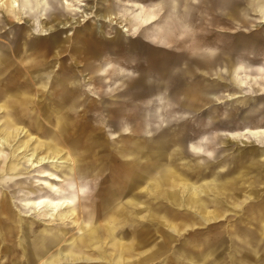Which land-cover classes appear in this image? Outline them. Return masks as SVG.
Instances as JSON below:
<instances>
[{
  "label": "rangeland",
  "instance_id": "1",
  "mask_svg": "<svg viewBox=\"0 0 264 264\" xmlns=\"http://www.w3.org/2000/svg\"><path fill=\"white\" fill-rule=\"evenodd\" d=\"M61 1L63 0H30V4H28L25 0H20V11L12 8L9 2L0 4V22L4 25L1 26L0 24L2 27V31H0V48L4 51V59H6L5 62L7 63L4 62L2 65L3 71L0 70V135L3 136L10 129L18 130L21 133L18 138L14 135L12 138L14 140L11 139L12 145L0 144V171L2 170L0 172V201L2 199L5 200L9 211L21 218L24 223H34L36 226L35 231H39L48 224L50 227L54 224L52 228L60 230L61 226L56 224L57 222H62L61 213L72 215L75 209L77 214L81 216L82 213L86 215L89 210L88 205L81 210V208L73 209V206L68 203L69 205L64 210L58 211L53 217H42V214H50L52 212L44 208L39 211L30 205H25L27 202L34 203L43 199L52 200L54 197L63 194L59 190V178L55 179L54 176L57 177L60 173L59 171L66 169L69 164H66V160L62 159L64 164L57 165L58 168L53 165L33 168L27 160L29 158L28 154L34 149L40 153L39 155L48 154V149L43 144L46 146L49 141H47V136L43 135L42 132L45 129L55 133L54 131L57 129L55 126L56 115L54 114H50L53 122L52 126L40 127V123L41 119L47 116V113L46 116H44L43 112L41 113V111H44L42 110L43 72L47 70L50 74L47 82H51L49 85V98L52 101V99L57 98L54 92L57 91L59 86V79L57 78L59 62L77 64L72 67L71 74H69V69H65L66 76L96 75V72L104 63H111L110 69L112 70L115 69L121 74H128L123 80L114 71L107 76L108 84L115 86V83L119 82L117 87L122 85V83L124 85V88L117 89L115 93H112L113 95L110 96L109 101L107 100V103L112 102L114 103L113 105L110 104L108 107L97 103L91 105L92 107H87L88 110L97 107L100 124L97 149L93 153L98 156L106 153L108 158L113 155L117 158V161L109 160L106 164L98 166V174L85 176V171L89 172L87 166L89 158L83 159L80 156L88 152L84 154L79 152L88 151V148L83 149V147L88 145L82 141L84 137H78L75 140L71 136L73 134L69 133L71 139L66 141V131L62 129L61 133H58L57 140L60 143V148L63 149L66 155L70 156L71 163L69 166L74 171L78 167L84 175L81 182L88 184L89 193L81 197L83 203L90 202L89 199H94L95 197L97 202L100 203L102 199L100 200L95 195L98 192L101 196L105 195L107 199H111L110 202L113 199L121 198L120 193H125L122 187L124 182L121 178L122 165L116 153L117 151H119V154L121 151L131 153L133 151L132 141L134 137L140 138L141 142V156L144 159L141 164V170L153 173L166 166L172 158H174L173 161H176L177 158L174 155L177 146L184 149L187 141H194L195 137L202 133L203 130L206 134L209 133L214 137H221L215 131L224 130L226 133L240 131L245 125L264 129V96L257 95L253 90L250 91V86L252 85L254 88L257 84L264 86V41L258 40V43L257 40L252 38L264 36V0H81L80 8L82 12L80 15L92 12L93 16L86 21H80V25L78 23L75 24L77 27L72 29L70 27L74 24H71V19L74 15H77V13H73L72 8L79 4H75L74 0H67L72 8L62 9L59 8V2ZM128 2H137L145 6L157 2L164 4L166 8L164 14H172L171 22L174 23L176 21L177 24L179 23L186 27L185 30H178L177 27L174 31L179 36V39L182 40L176 39L174 35L167 48H153L151 47L153 45L146 43L144 39L139 38L135 41L129 39L124 43L121 41L122 49L117 51V47L113 45L111 40L114 39L116 31H120L119 25L110 26L100 21L96 16H104L105 14L103 13H105L107 7L119 12L127 6L126 3ZM133 9L135 10L136 8ZM45 10H47L46 16L43 13ZM122 17L123 22L127 23V26L128 23L138 22L137 18H130L129 15ZM59 18L62 25L66 23L65 28L69 29H59L57 31ZM74 19V21H78L81 18L76 16ZM161 19L163 21L162 17ZM97 24L101 26V30L104 31L103 36L109 38L108 40L98 36H87L81 31L86 27H94ZM124 31L126 30L124 29ZM74 32V36H68ZM146 32L148 33L149 30L147 29ZM43 34H49L50 38H42ZM185 35L187 38H182ZM139 44L145 45L150 52L143 51ZM150 48L156 51L151 53ZM142 56L145 60H142ZM174 56L176 57L171 58ZM43 60H45V66L41 67ZM160 63H165L166 68L172 67L175 71L173 73L169 72V74L158 71L157 77L150 79L153 81V83H150V87L149 84L147 86L141 84L143 91L140 90L139 93L130 94V87L131 85L134 86L133 84L136 80H139L138 74L143 72L142 69L154 65L158 70L161 66ZM26 67H29V69H25ZM204 72L212 73L215 76V81L219 80L218 82L223 84L222 86L227 87L225 88L227 100H229V95H241L233 102L217 105L218 109L216 112L213 111L217 119L206 120L208 124L206 128L200 126L199 122L201 119L205 120V116L214 105L208 108L206 106L208 104L207 94L210 91V78ZM238 77H243L249 85H252L242 89L239 86ZM249 78H253L254 81H249ZM155 80L164 81L162 84H156ZM166 83L170 85H165ZM62 84L64 85L63 82ZM68 87L72 89V85ZM223 89L217 88L219 98L224 95ZM241 91L246 92V94H242ZM25 92L27 93L28 102L20 106L18 101L23 99L22 94H25ZM194 92L203 100L202 102L193 103L195 107L201 106L202 103V107L197 109L196 112L190 105V97ZM153 94L158 97L156 103L150 106L140 105L138 111L134 106H131L130 102L134 101L136 97L140 98L138 102H143L146 97ZM67 95L70 99H74L76 96L72 91L71 95ZM47 98L48 96L46 95V100ZM116 98L125 102L118 103L114 101ZM11 101L16 104L14 108L10 106ZM52 106L54 105L51 104ZM159 107L162 108L161 113L167 117L174 114V111L179 108L192 111L193 114L185 116L183 120L153 125V119L156 116L155 112H157V115L161 114L157 110ZM67 108H73V106H68ZM89 120H91L90 117ZM47 123L48 119L45 125ZM104 123H108V125L111 123V125L117 126V129L116 127L113 128V126H110L109 129L112 133H116V137L108 135V127L101 126ZM121 128L127 129L129 134L120 132ZM178 129L180 131L178 136L183 138V141H178L175 144V141L172 140V135H174L173 131ZM69 130L72 131L74 129L71 126ZM168 139L173 142L169 147L167 143L166 145L161 144L162 141ZM74 140L76 143L73 142ZM78 140H81L80 143H77ZM167 142L169 144V141ZM25 144H27V148L20 152L19 149ZM232 144L231 150L228 151H225L223 146L215 147L216 151L212 157L218 158L220 156V158L229 160L232 156L257 148L250 144L244 145V143L234 142ZM50 154L52 155V153ZM258 161L259 164H264V160L259 159ZM177 163L179 166L186 165L182 160L177 161ZM227 168H233V165L228 164ZM124 170L129 172L130 176L132 163L131 168L124 167ZM71 180L78 182L75 172L71 173ZM94 188L97 189V192ZM256 188L260 191V194L264 195V186ZM245 206L247 204L243 208ZM70 218L73 217L70 216ZM235 218L233 217V219ZM0 220L3 222L7 221L1 216ZM63 222L70 225V227L73 226L71 219ZM232 225L233 222L225 223L226 228H231ZM147 226L146 223L141 226V230L138 233L139 238L134 246L136 251H144L148 247L145 242H147V245H160L162 243L161 238H165L167 235L164 227L158 226L159 232H155L152 229L147 231ZM70 227L65 228L69 239L77 235L76 229ZM178 228L181 229L182 226L179 225ZM218 236L207 233V230H197L187 235L178 236L176 237L177 242L172 254H162L149 264H164V262L165 264L185 263L184 258L180 257L177 262L175 257L178 253L177 249L184 247L186 241L192 244L194 240L195 246L214 250L218 247L217 241L219 238L216 239ZM222 239L226 240L225 246L229 248V252L232 251V236L226 238L224 236ZM15 240L17 241V239ZM220 255L222 256L219 262L217 260L218 256L215 254L205 264H233L232 252ZM4 260L2 259V262ZM261 262H264V259H261Z\"/></svg>",
  "mask_w": 264,
  "mask_h": 264
},
{
  "label": "crops",
  "instance_id": "2",
  "mask_svg": "<svg viewBox=\"0 0 264 264\" xmlns=\"http://www.w3.org/2000/svg\"><path fill=\"white\" fill-rule=\"evenodd\" d=\"M28 4H30V2ZM152 4H154V11L157 14V19L151 23L141 19L140 14L139 18L137 17L138 22L128 23V26L127 23L123 22V18H119L123 26L104 19H100V21L107 23L110 26L119 25L120 31H116V35L113 41H111L114 46L117 45V51L122 49V46L120 45L121 41L124 43L129 39H144L146 43H150L151 45L158 48H167L170 45L174 35L176 39L182 40L179 39V36H177L174 31L177 27L178 30H185L186 27L179 23L177 24L176 21L174 23L171 22L173 18L171 17L172 14H164V10L166 9L164 4H161V2ZM105 10V13H103L105 16L113 15L121 17L126 15L125 9L115 12L114 10L107 7ZM43 13L47 14V10H45ZM138 13H140V11ZM161 17L163 18V21H161ZM0 24L1 26L3 25L2 22H0ZM64 24L66 25V23ZM80 24L81 23L78 25ZM61 25V19L59 18L57 31L59 29H68L65 28V25L62 28ZM1 26L0 31H2ZM44 26L45 25L43 23V27ZM126 26L129 30L124 31ZM145 26H149V28ZM76 27L77 26L74 24L70 28L72 29ZM147 29L149 30L148 33L146 32ZM81 31L87 36H98L102 39H109L103 36L104 31L101 30V26L98 24L94 27H86ZM75 32L69 34L68 36H74ZM116 37L119 38L120 41L119 39L117 40ZM185 37L187 38L186 35L182 38ZM42 38L48 39L50 38V35L43 34ZM54 40L57 41L55 38ZM140 48L143 51L150 52L143 44ZM4 56V51L0 48V70L2 71V65L6 60L4 59ZM142 60H145L143 56ZM44 62L45 60L42 61L41 67L45 66ZM110 64L111 63H104V65L101 66L102 68L100 67V70L96 72V75H86L88 76L86 78L85 75H79L78 77L64 75L66 74V68L69 69V74H71L72 67H75L77 64H73L72 62L69 64H66L65 62H59V73L57 74L59 86L57 87V91L54 92V94L57 95V98H55L56 101L55 99H52L51 101L49 98L50 83L47 82V80H49L50 74L47 70L43 72L42 86L44 91L42 93V110L44 111H41V113L43 112L44 116H46L47 113V116L46 118L44 117L45 119H41L40 127L53 125L50 114L56 115L55 126H57V129L54 131L55 133L44 129L42 133L43 135L47 136V141H49V143H47L46 146L45 144L43 145L49 150L48 153H52V155L53 151L50 148H52V145H56L58 148V157L66 160V164L69 163L65 170L59 171L60 173L57 176L59 178L58 181H60L59 190L62 191L63 194L59 195L58 197H54L52 200L67 201L73 206V208H81V210L83 207H87L88 205L89 210L86 215L82 213L81 216L77 214V210L75 211V209L74 214L72 215L66 213L69 215V217H73L69 218L73 222L72 225H74L75 222V225L71 227H74L77 232L76 237L69 239L67 238L68 232L65 228H69L70 225L64 224L63 222L66 220H62L60 223L57 222L56 225L61 226L60 230L52 228L54 224L51 227H49L48 224L39 231H35L36 226L34 223H24L21 218L15 216L9 211L6 201L2 199L0 201V207H2V209H0V216L5 218L7 221L3 222L0 220V264H49L50 262V264H64L63 256L66 254L73 255L75 258H80L79 260H74V262L68 264H130L131 262V264H149L159 258L161 256L159 254L161 253L172 254V250L175 248V243L177 242L176 237L187 235L188 233L196 232L197 230H207V233L209 234L221 236L216 238H219V240L221 239L220 241H217L218 247L214 250H207L204 247H202V249L201 247L195 246L193 242L194 240L192 241V239V244L190 241V243L186 241V245L184 247L178 249L176 248L178 253L175 250L177 253L175 257L177 262L179 261L180 257L184 258L185 260V263L178 262V264H205L208 259L212 258L211 256H215V254H217V260L219 262L222 256L220 254H228L231 252L233 254V264H264V262H261V259H264V257L261 258V256H264V195H262V193L260 194V191H258L256 188L258 186H264V164L258 163L259 159L264 160V140L257 141L253 138H232L227 135L229 132L226 133L224 130L215 131L219 133L218 135L221 137H214L212 134H206V132L203 130L202 133H199L197 137H195L196 139L194 141H187L184 149L177 146V150L175 151L174 155L177 158L176 161H173L174 158H172V160L169 161L166 166L161 168L159 171L148 173L141 170V164L144 162V159L141 156V142L139 140L140 138L134 137L132 141L134 142L132 145L133 151L131 153H125L124 151H121L120 154L119 151L116 153L119 158L121 157L119 161L122 165L121 178L122 181L124 180L122 187L125 193H120L121 198L119 197L117 199H113L112 202H110L111 199H107L105 195L101 196L98 194V192L95 195H97L100 200L102 199L100 203L97 202L96 197L94 199H89L90 202H82L81 197H84L89 193L88 184L81 182V179L84 177V175L82 174V171L78 169V167L74 171V169L69 166L71 163V160L69 159L70 156L66 155L63 149L60 148V143L57 140V137L58 133H61L62 129L66 131V141H69L71 136H73L74 139H77L78 137H84L82 141L88 145L83 147V149L88 148V151L79 152L80 154L88 152L87 154L80 156V158L83 159L89 158V162L87 164L89 172L85 171V176L98 174V166L103 165L104 163L106 164L107 161L109 162V160L117 161V158L113 155L108 158L106 153H103L104 155L101 154L100 156L93 153L97 149L98 130L100 124L98 120L97 107L94 109L90 108V110L87 109V107H92L91 105H95L97 103L108 107L110 104L113 105L114 103L112 102L107 103V100L109 101L110 96L113 95L112 93H115L117 89H121L122 86H124L122 83V86L119 85L117 87L119 82L115 83V86H112V84H107V76L110 74V72L114 71L121 80L126 78L128 75L125 73L121 74L115 69H110ZM25 69H29V67H26ZM142 70L145 72V78L136 82L142 85L145 84V86L149 84L150 87V83H153V81L150 79L156 78L159 73L157 67L154 65L147 66V68ZM204 74L210 78L209 86H212L209 88L210 91L207 94L208 104L206 106L208 108L214 105L211 107L210 112H208L205 116V120L201 119L199 122L200 126L206 128L208 125L206 120L212 121L217 119V116L214 114V112H216L218 109L217 105H224L237 99L227 100L225 91L226 87L222 86L223 84L219 83V80L215 81V76L212 73L204 72ZM71 85L72 89L68 87ZM215 86L216 88H214ZM217 88H224V95H222L221 98H219V91ZM71 91L76 95L74 99L68 98L67 94L71 95ZM45 95L48 96L47 100ZM235 95L237 94H233L232 96ZM22 97L23 99L18 101L20 106H23L25 102H28L26 92L25 94H22ZM138 99L140 98L136 97L134 101L130 102L131 106H134L137 111L139 110L140 105L150 106L156 103L158 97L156 94H153L152 96L150 95L146 97L143 102H138ZM116 100L114 101L121 103V101H119L120 99L116 98ZM190 101V105L193 107L195 112L197 109L202 107V103L201 106H193V103L203 101L197 93L194 92V94L191 95ZM122 102L125 101L122 100ZM51 104L54 106L51 107ZM15 105L16 104L11 101V108H14ZM68 106H73V108H67ZM161 109V107L157 109L158 113L159 111L161 113ZM155 114L156 116L153 119V125L183 120L185 116H190L193 114V112L187 109L179 108L174 111V114H171L168 117L162 113L157 115V112H155ZM89 117L91 120H89ZM47 119L48 123L45 125ZM71 126L74 129L72 131L69 130ZM101 126H107L108 135L111 137H116V133H112L111 130H109L110 127L108 123L101 124ZM244 128L252 127L245 125L240 129V131H242ZM240 131H230V133H237ZM120 132L123 134H129L127 129L124 128H121ZM69 133L73 135L70 136ZM172 137V140L175 141V144H177L178 141H183V138H176L175 135H172ZM75 140L73 141L74 143H76ZM172 140L170 141V139H168L162 141L161 144L166 145L167 143V146L169 147L171 143H173ZM80 141L81 140H78L77 143H80ZM167 141H169V144ZM234 142L241 144L244 143V145H254V147L257 148L240 153L237 156H232V158L229 160L227 158H220V156L218 158L212 157L216 151L215 147L223 146L225 147V151H228L231 150L230 147L233 146L232 143ZM260 153L262 154L260 155ZM246 154L247 156H245ZM180 159L186 163L185 166L178 165L177 161H181ZM210 159L212 160L210 161ZM131 163L132 173L129 176V172L124 170V167L131 168ZM228 164L233 165V168H226L228 167ZM76 170H78V172ZM72 172H77L78 182L71 180ZM256 184L258 185L256 186ZM94 189L97 192V189ZM245 204H247V206L243 208ZM3 208H5V210H3ZM233 217L236 218L233 219ZM226 222H233L231 228L225 227ZM144 223L148 225L146 228L147 231L152 229L155 230V232H159L158 226H160L165 228L167 235L165 238H161L162 243L158 246H154L152 244L147 245V242H145L146 246L148 247H146L144 251L139 252L135 250L134 246L137 239L139 238L138 233L141 230V226ZM179 225L182 226L183 229H179ZM224 236L225 238L232 236L233 249L230 252L229 248L225 246L226 240L222 239ZM15 239H17V241ZM150 254H152V256ZM82 258H88L91 260L90 262H87ZM193 258H197L198 260ZM2 259H5L4 262H2Z\"/></svg>",
  "mask_w": 264,
  "mask_h": 264
},
{
  "label": "bare ground",
  "instance_id": "3",
  "mask_svg": "<svg viewBox=\"0 0 264 264\" xmlns=\"http://www.w3.org/2000/svg\"><path fill=\"white\" fill-rule=\"evenodd\" d=\"M75 1V4H79V5H77L76 7H73L72 8V6L69 4V2L66 0H63V1H61V2H59V8H62V9H66V8H69V7H71L72 9H73V13H77V15H74L73 16V18L71 19V24H79V22L80 21H86L87 19H89V18H91L92 16H93V14H92V12L91 13H88V14H83V15H80V13L82 12V10H81V8H80V6H81V0H74ZM6 2H9L10 4H11V7L12 8H14L16 11H20L21 9H20V0H0V4L2 5L3 3H6ZM25 2L26 3H29L30 2V0H25ZM127 4V6H125L124 7V9H125V13H126V15H129L130 16V18H139V14H140V16H141V19H144L146 22H148V23H151V22H154L156 19H157V14L155 13V11H154V4H150V5H147V6H145V5H142V4H140V3H137V2H128V3H126ZM259 4V3H258ZM46 6V5H45ZM133 8H136L135 10L133 9ZM251 9V8H250ZM253 9V8H252ZM140 11V13H138ZM39 12V11H38ZM9 13V12H8ZM6 15V14H5ZM45 16H46V14H45ZM76 16H79L81 19L80 20H78V21H74L75 19V17ZM6 17V16H5ZM96 17H98L99 19H104V20H107V21H110V22H113V23H116V24H119V25H121V26H123V24H121V22L119 21V18L121 19V18H123L122 16L120 17V16H113V15H104V16H96ZM7 18V17H6ZM46 18V17H45ZM34 20V19H33ZM130 20V19H129ZM36 21H37V19H36ZM128 21V20H127ZM14 22V21H13ZM154 24V23H153ZM9 25V24H8ZM65 24H63L62 26H64ZM2 26H4V25H2ZM29 26V25H28ZM150 26V25H149ZM119 27V26H118ZM145 27H147V26H145ZM35 28V27H34ZM88 28V27H87ZM69 29V28H68ZM125 30H127L126 28H124ZM98 30V29H97ZM26 33V32H25ZM122 34V33H121ZM125 34V33H124ZM120 35V34H119ZM127 35V34H126ZM130 36V35H129ZM152 36H154V35H152ZM103 37V36H102ZM115 37V36H114ZM158 37V36H157ZM117 38V37H116ZM135 38V37H134ZM119 38H117V40H118ZM122 39V38H121ZM154 39H155V37H154ZM116 40V41H117ZM159 40V39H158ZM111 41H113V40H111ZM119 41H120V39H119ZM117 44H119V43H117ZM117 46V45H116ZM2 49V48H1ZM102 68V67H101ZM43 70V69H42ZM100 70V69H99ZM22 71V70H21ZM63 73V72H62ZM65 73V72H64ZM35 75V74H34ZM65 75V74H64ZM49 76V75H48ZM30 78V77H29ZM57 78H58V76H57ZM148 78V77H147ZM238 83H239V86L242 88V89H245L246 87H248V86H250V85H252V84H250L249 85V83L247 82V80L246 79H243V77H238ZM105 81V80H104ZM249 81H254V79L253 78H249ZM36 82V81H35ZM215 82V81H214ZM256 82V81H255ZM257 82H258V78H257ZM51 83V82H50ZM67 83V82H66ZM102 83V82H101ZM232 83V82H231ZM98 84V83H97ZM108 84V83H107ZM217 84V83H216ZM103 85V84H102ZM122 86V85H121ZM144 86H145V84H144ZM123 87V86H122ZM210 87H212V86H210ZM209 87V88H210ZM218 87V86H217ZM232 87V86H231ZM99 88V87H98ZM214 88H216V86L214 87ZM227 88V87H226ZM256 88V89H255ZM253 87V85L252 86H250V91H252L253 90V92H256V94L257 95H259V96H264V86H262L261 84H257V86L256 87ZM101 89V88H100ZM40 90V89H39ZM212 90V89H211ZM48 91V90H47ZM207 92V91H206ZM242 92V91H241ZM40 93V92H39ZM41 94V93H40ZM242 94H246V92H242ZM46 96V95H45ZM155 96V95H154ZM241 95H235V96H229V99L230 100H234V99H237L238 97H240ZM244 96V95H243ZM55 97V96H54ZM57 97V96H56ZM206 97V96H205ZM39 98V97H38ZM225 98V97H224ZM68 99V98H67ZM98 99V98H97ZM117 101V100H116ZM48 102H49V100H48ZM122 102V101H121ZM208 102V101H207ZM225 102V101H224ZM105 103V102H104ZM142 104V103H141ZM84 105V104H83ZM82 105V106H83ZM62 106V105H61ZM64 106V105H63ZM140 109V108H139ZM8 112V111H7ZM59 118V117H58ZM160 119V118H159ZM45 122V121H44ZM60 126V125H59ZM56 128H57V126H56ZM57 131V130H56ZM58 132V131H57ZM20 132L18 131V130H8L7 132H5L4 134H3V136L2 135H0V144H6V145H12V142H11V139L14 137V135L18 138V137H20L21 136V133L19 134ZM57 135V134H56ZM227 135H229L230 137H232V138H238V139H246V138H253V139H256L257 141L258 140H264V138H262V137H264V129H252V128H244L242 131H240V132H237V133H228ZM12 140H14V139H12ZM139 141V140H138ZM28 142H30V141H28ZM9 143H11V144H9ZM134 143V142H133ZM248 143V142H247ZM140 145V144H139ZM216 145V144H215ZM136 146V145H135ZM254 146V145H253ZM25 148H27V144H25L24 146H22L20 149H19V151L20 152H22ZM52 151H53V155H49V153L48 154H41V155H39L40 153L39 152H37L35 149L34 150H32L31 151V153L30 154H28V161H29V163L31 164V166L33 167V168H41L43 165H53L55 168H58V166L57 165H61V164H64V161L61 159V158H59L58 156H59V154H58V148H57V146L56 145H52V148H50ZM253 150V149H252ZM49 151V150H48ZM261 152V151H260ZM262 153H260V155H261ZM61 155V154H60ZM122 155V154H121ZM27 156V155H26ZM245 156H247V154L245 155ZM63 157V156H62ZM251 157V156H250ZM121 158V157H120ZM119 158V159H120ZM260 158V157H259ZM258 159V158H257ZM121 160H123V159H121ZM179 160V159H178ZM181 160V159H180ZM126 161V160H125ZM137 161V160H136ZM71 162V161H70ZM239 162H240V160H239ZM234 163V162H233ZM236 163V162H235ZM245 163V162H244ZM232 164V163H231ZM3 166V165H2ZM224 168V167H223ZM227 168V167H226ZM173 169V168H172ZM214 169V168H213ZM212 169V170H213ZM222 169V168H221ZM254 169V168H253ZM168 170V169H167ZM174 170V169H173ZM215 170V169H214ZM256 170V169H255ZM2 171V170H1ZM0 171V172H1ZM77 172H78V170H76ZM172 171V170H171ZM218 171V170H217ZM77 172H76V174H77ZM81 173V172H80ZM225 176V175H224ZM55 177V179L57 178L58 179V177H56V176H54ZM211 179V178H210ZM229 179V178H228ZM249 179V178H248ZM123 182H124V180H123ZM190 182V181H189ZM224 182V181H223ZM231 182V181H230ZM169 183V182H168ZM76 184V183H75ZM126 184H127V182H126ZM126 184H125V186H126ZM225 184H226V182H225ZM46 185H48V184H46ZM187 185V184H186ZM234 185V184H233ZM194 186V185H193ZM254 186V185H253ZM165 188H166V186H165ZM169 188V187H168ZM191 188V187H190ZM209 188V187H208ZM252 188V187H251ZM211 189V188H210ZM74 190V189H73ZM166 190V189H165ZM213 190V189H212ZM71 191V190H70ZM154 191V190H153ZM173 191V190H172ZM171 191V192H172ZM240 191V190H239ZM216 192V191H215ZM237 192V191H236ZM162 193V192H161ZM175 193V192H174ZM253 193V192H252ZM67 194V193H66ZM151 194H153V193H151ZM187 194V193H186ZM72 195V194H71ZM73 195H75V194H73ZM212 195V194H211ZM159 196V195H158ZM135 197H137V196H135ZM135 197H133V198H135ZM162 197V196H161ZM176 197H177V195H176ZM246 197V196H245ZM76 199V198H75ZM166 199H168V198H166ZM170 200V199H169ZM180 200V199H179ZM161 201V200H160ZM187 201V200H186ZM189 201V200H188ZM222 201V200H221ZM27 202V201H26ZM220 202V201H219ZM218 202V203H219ZM69 202H67V201H64V200H60V201H58V200H51V199H43V200H41V201H39V202H34V203H30V202H27L25 205H30V206H32L33 208H35L36 210H39V211H41L42 210V208H44L45 210H47V211H50V212H52V213H50V214H48V213H45L44 215L42 214V217L43 216H46V217H48V216H54V214H57V212L58 211H62V209L64 210L65 208H66V206H68L69 204H68ZM162 203V202H161ZM172 203V202H171ZM142 204V203H141ZM169 204V203H168ZM97 205V204H96ZM145 205V204H144ZM147 205V204H146ZM77 206V205H76ZM152 207V206H151ZM172 207V206H171ZM97 208V207H96ZM147 208V207H146ZM145 208V209H146ZM173 208V207H172ZM228 208V207H227ZM74 209V208H73ZM144 209V210H145ZM148 209V208H147ZM150 209V208H149ZM210 209V208H209ZM231 209V208H230ZM229 209V210H230ZM148 211V210H147ZM161 211V210H160ZM231 211V210H230ZM136 212V211H135ZM173 212V211H172ZM172 212H171V214H172ZM134 213V212H133ZM228 213V212H227ZM2 214V213H1ZM3 214H5V213H3ZM136 214V213H135ZM224 214V213H223ZM8 215H10V214H8ZM111 215V214H110ZM5 216V215H4ZM117 216V215H116ZM115 216V217H116ZM141 216V215H140ZM222 216V215H221ZM15 217V216H14ZM60 217H61V219L62 220H68L70 217H69V215H67L66 213H61L60 214ZM120 217V216H119ZM153 217V216H152ZM223 217V216H222ZM149 218V217H148ZM194 218V217H193ZM215 218V217H214ZM95 219V218H94ZM100 219V218H99ZM44 220V219H43ZM126 220V219H125ZM139 220H141V219H139ZM146 220V219H145ZM154 220V219H153ZM207 220V219H206ZM210 220V219H209ZM220 220H221V218H220ZM57 221V220H56ZM96 221V220H95ZM143 221V220H142ZM156 221V220H155ZM194 221V220H193ZM100 222V221H99ZM103 222H105V221H103ZM111 222V221H110ZM123 222V221H122ZM148 222V221H147ZM225 222V221H224ZM54 223V222H53ZM73 223V222H72ZM213 223V222H212ZM94 224V223H93ZM158 224V223H157ZM161 224V223H160ZM194 224V223H193ZM74 225H75V222H74ZM73 225V226H74ZM78 225V224H77ZM164 225V224H163ZM197 225V224H196ZM111 226V225H110ZM131 226V225H130ZM198 226V225H197ZM209 226V225H208ZM50 227V226H49ZM48 227V228H49ZM112 227V226H111ZM113 228V227H112ZM98 229V228H97ZM109 229H110V227H109ZM128 229V228H127ZM183 229V228H182ZM23 230V229H22ZM110 231H112V230H110ZM25 232V231H24ZM46 232H48V231H46ZM50 233V232H49ZM111 234H112V232H111ZM185 234V233H184ZM45 235V234H44ZM54 236V235H53ZM47 237V236H46ZM115 238V237H114ZM83 240V239H82ZM84 240H86V239H84ZM51 241V240H50ZM49 241V242H50ZM64 241V240H63ZM78 241V240H77ZM108 241V240H107ZM114 241V240H113ZM79 242V241H78ZM92 242V241H91ZM102 242V241H101ZM47 243V242H46ZM45 243V244H46ZM72 243H73V241H72ZM76 243V242H75ZM88 243V242H87ZM103 243V242H102ZM44 244V243H43ZM49 244H51V243H49ZM48 244V245H49ZM66 244V243H65ZM76 244H78V243H76ZM86 244V243H85ZM91 244H93V243H91ZM42 245V244H41ZM96 245V244H95ZM43 247V246H42ZM91 247V246H90ZM162 247V246H161ZM49 248V247H48ZM71 249V248H70ZM129 249V248H128ZM131 249V248H130ZM157 249V248H156ZM159 250V249H158ZM183 251H185V250H183ZM255 251V250H254ZM47 252V251H46ZM46 252H44V253H46ZM58 252V251H57ZM61 252V251H60ZM130 252H133V251H130ZM155 252V251H154ZM91 253V252H90ZM123 253V252H122ZM58 254V253H57ZM87 254H89V253H87ZM163 253H161V254H159V255H162ZM151 256H152V254H150ZM149 255V256H150ZM154 255H155V253H154ZM189 255V254H188ZM60 256V255H59ZM150 256V257H151ZM192 256V255H191ZM146 257V256H145ZM204 257V256H203ZM132 258V257H131ZM152 258V257H151ZM150 258V259H151ZM80 258H75L73 255H70V254H66V255H64L63 256V263L64 264H68V263H72V262H74V260L76 261V260H79ZM83 260H86L87 262H90V260L91 259H88V258H82ZM142 259V258H141ZM145 259H147V258H145ZM144 259V260H145ZM193 259H197V258H193ZM198 260V259H197ZM99 261V260H98ZM148 261V260H147ZM38 262V261H37ZM95 262V261H94ZM143 262V261H142ZM48 263V262H47ZM51 263V262H50ZM49 263V264H50ZM106 263V262H105ZM132 263V262H131ZM130 263V264H131ZM139 263H141V262H139Z\"/></svg>",
  "mask_w": 264,
  "mask_h": 264
},
{
  "label": "water",
  "instance_id": "4",
  "mask_svg": "<svg viewBox=\"0 0 264 264\" xmlns=\"http://www.w3.org/2000/svg\"><path fill=\"white\" fill-rule=\"evenodd\" d=\"M252 38H254L255 40H259V41H264V36H260V37H252ZM252 38H250V39H252ZM134 40V39H133ZM135 40H137V39H135ZM134 40V41H135ZM259 41H258V43H259ZM144 43V42H143ZM140 46L139 47H141V45L142 44H139ZM148 45V44H147ZM149 46H151L150 44H149ZM151 47H153V48H156V47H154V46H151ZM256 47V46H255ZM254 47V48H255ZM151 49V51H156V50H154V49H152V48H150ZM176 56H174V57H171V58H175ZM161 64V63H160ZM158 71L160 72V73H167V74H169V72H172L173 73V71H175L174 69H172V67L170 68V67H167L166 68V66H165V63L164 64H161V66L158 68ZM138 76H139V80L141 81V80H143L144 78H145V72H140L139 74H138ZM149 79V78H148ZM136 81H138V80H136ZM146 81V80H145ZM164 80H161V81H158V80H155V83L156 84H158V83H161L162 84V82H163ZM134 86H132L131 85V87H130V90H129V92H130V94H136V93H139L140 92V90L141 91H143V86L140 84V83H137V82H135L134 84H133ZM165 85H170V84H168V83H166ZM165 87V86H164ZM110 126H113V124L111 125V123H110V125H109V127ZM114 127H116V129H117V126L116 125H114L113 126V128ZM173 133H174V135H175V137L176 138H180L178 135L180 134V131H179V129L178 130H174L173 131ZM144 140H146V139H144Z\"/></svg>",
  "mask_w": 264,
  "mask_h": 264
}]
</instances>
